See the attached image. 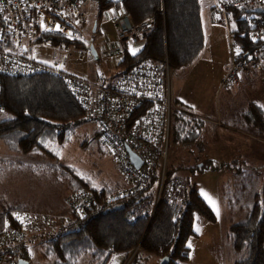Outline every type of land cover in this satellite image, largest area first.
Here are the masks:
<instances>
[{"label":"trees","instance_id":"obj_1","mask_svg":"<svg viewBox=\"0 0 264 264\" xmlns=\"http://www.w3.org/2000/svg\"><path fill=\"white\" fill-rule=\"evenodd\" d=\"M96 9L99 17L109 9L121 11L135 23L154 16L152 28L140 42V48L133 53L123 49L117 63L118 74L146 60H162L165 55L170 67L176 70L194 61L203 48L198 0H96ZM241 14L236 13L237 21H241ZM246 31L247 27L240 23L238 40L252 47ZM50 38L59 40L55 36ZM64 41L84 47L76 38ZM0 108L12 114L0 121V140L7 151L47 156L48 169L61 176L69 192L84 188L93 191L96 197L92 211L85 217L68 209L71 217L64 218L61 224L43 220L36 228L30 225L41 231L32 235L31 240L35 237L39 241V255L47 264H79L84 257L92 264H107L115 253H123L127 264H147L150 256L156 257L157 262L167 256L164 264H183L190 254L187 240L196 235L195 216L215 220L195 184L180 174L186 166L172 162L167 165L156 201V177L140 189L122 188L125 182L121 181L98 186L88 174L58 161L59 148L65 144L68 133L88 120L66 88L61 73L45 70L27 76L1 74ZM244 117L251 125L264 128V113L258 104L250 102ZM202 122L177 107L172 115L171 140L177 145H192L199 138ZM97 136L100 138L98 131ZM207 165L202 162L191 169L201 170ZM119 192L117 197L105 200ZM20 208L0 213V230L10 221L12 212ZM241 209L243 216L232 221L226 232L233 250V264H264V205L255 202L250 208ZM8 251H18V256L29 263L26 239Z\"/></svg>","mask_w":264,"mask_h":264},{"label":"rangeland","instance_id":"obj_2","mask_svg":"<svg viewBox=\"0 0 264 264\" xmlns=\"http://www.w3.org/2000/svg\"><path fill=\"white\" fill-rule=\"evenodd\" d=\"M199 4L203 16V0H199ZM88 8L89 15L86 22L78 28L79 34L76 37L84 47L71 43L69 52H52L55 47L49 42H36L31 51L37 60L54 68L83 76L91 82L107 84L118 75L117 63L123 49L127 48L133 53L140 48L141 43H128L127 47L120 43L119 11L109 9L99 17L96 0H90ZM219 30L210 34L206 32L204 46L197 58L190 64L174 70L173 75V97L176 106L195 118L202 119V128H206V123L210 124L209 119L215 117L219 109L223 122L232 124L227 116L229 111L236 107L239 109L243 104L246 106L247 99L259 103L264 110V74L254 81L251 90L246 91L241 86L228 89L220 86L219 81L229 62V46L223 27L219 26ZM89 44L93 45L96 58L91 54ZM11 117V113L0 108V121ZM170 134L171 127L167 140L166 167L170 162L186 166L180 174L195 184L215 215L214 221H207L198 214L195 216L193 230L196 235L187 240L190 254L183 264H233V250L226 235L229 225L243 216L240 205L249 208L255 202L264 205V143L252 139L251 132L243 130L237 135L249 143L253 142L255 148L241 147L238 161L221 164L214 160H204L199 146L200 134L198 140L188 147L173 143ZM59 149L58 161L88 174L95 185L111 186L119 184L120 181L126 182L116 168L113 155L97 136L96 124L91 120L76 125ZM47 161L48 157L43 155L9 152L0 140V213L8 208L21 206L27 209V212L45 216L55 224H61L64 218L71 217L70 212L61 215L51 210L60 205L59 208H67L60 198L64 197L68 190L61 176L48 169ZM202 162L208 165L201 170L191 169L195 164L201 165ZM223 165L224 168L220 169ZM240 168L253 171V177L238 179L235 175ZM256 194H259L258 198ZM210 201L214 202L215 206ZM38 222L40 223V218L36 223L33 222V227ZM33 227H29L26 237L30 253L28 264H47L39 255V241L35 237L31 240L32 235L41 232ZM124 257L123 253H115L107 264H127L128 260L124 262ZM157 260L156 257L150 256L147 264H157ZM79 264L92 263L84 257L80 259Z\"/></svg>","mask_w":264,"mask_h":264},{"label":"built area","instance_id":"obj_3","mask_svg":"<svg viewBox=\"0 0 264 264\" xmlns=\"http://www.w3.org/2000/svg\"><path fill=\"white\" fill-rule=\"evenodd\" d=\"M89 3L90 0H0V75L27 76L45 70L61 73L87 119L96 124L128 189L146 187L156 177L157 201L166 170L172 115L177 110L172 86L174 70L167 56L159 61L140 62L116 75L110 83L99 84L54 68L32 55L36 42H49L55 47L52 52H69L70 46L64 40L78 36V28L89 15ZM208 8L212 20L227 28L230 60L220 86H236L255 72L264 74V14L254 11L264 9V0H210ZM239 12V22L247 27L246 36L252 47L242 44L238 33L230 28ZM153 23L154 16L138 23L127 15L120 16L119 41L124 47L143 41ZM130 152L142 161L138 168L132 163ZM95 202L94 192L84 188L65 198L66 206L79 217L91 212ZM39 218L48 220L25 210L11 214L10 221L0 230V264H17L18 255L8 250L25 241L30 225Z\"/></svg>","mask_w":264,"mask_h":264},{"label":"crops","instance_id":"obj_4","mask_svg":"<svg viewBox=\"0 0 264 264\" xmlns=\"http://www.w3.org/2000/svg\"><path fill=\"white\" fill-rule=\"evenodd\" d=\"M203 2H204V9H205L203 16H201V7H200V17H201V25L203 29V34L206 36V32H208V34L212 32H219L220 31L219 26H222L225 31V36L228 42L226 26H224L221 23L213 21L211 18L209 8H208V4L210 0H203ZM262 13L264 14V9ZM123 15L124 14L121 11H119V17ZM240 23L241 22L237 21L236 19L234 24H232L230 27L231 30H234L235 32L238 33ZM205 36H204V41H205ZM229 60H230V55H229ZM227 67L224 69L221 79L223 78ZM262 75L263 74L261 73L255 72L250 79L248 80L246 79V80L239 82V84L236 85V87L241 86L243 89H246V91L251 90L253 87L252 88L250 87L252 86L254 81ZM221 79L219 81V84L221 82ZM225 89H228V87ZM174 100H175V97H174ZM250 102H254L260 106V104L255 102L254 100L247 99V103H245L246 106H244L243 104L241 105L239 109H237L236 107V109H232L231 111H229V114L227 116H228V119L232 121V124L223 122V119H222L223 116L219 109L218 112L215 114V117H211L209 119L210 124L206 123V128L201 127L199 146L201 147L200 152L203 154L204 160L208 162H212L214 160V161L220 162L221 164H227L231 161H238V159L240 158V155L238 153L241 147L252 148V149L255 148L253 142L249 143L246 139H241L240 136L237 135L239 132L242 133L243 130H247L251 132L250 137H252V139L264 143V128L261 129L260 127H255L245 120L244 114L246 113L247 106ZM260 108L262 109L261 106ZM262 111L264 113L263 109ZM234 122L236 123L235 125H234ZM223 168H224V165L220 167V169H223ZM253 173H254L253 171H249V170L246 171L240 168L237 172V175L235 176L238 179H243L245 177H250V176L253 177ZM231 175L233 178V174ZM262 179L264 178L262 177ZM122 186L126 188L128 186L127 182H125V185L123 184ZM70 192L68 190V192L66 193L64 197L61 196L60 201H63L65 203V198ZM60 206H56V208L55 207L51 208V210H54L56 211V213H59L61 215L63 213L69 212L67 208H59ZM244 207L247 208L248 206L240 205V208H244ZM19 210L27 211V209H24V208H20Z\"/></svg>","mask_w":264,"mask_h":264},{"label":"water","instance_id":"obj_5","mask_svg":"<svg viewBox=\"0 0 264 264\" xmlns=\"http://www.w3.org/2000/svg\"><path fill=\"white\" fill-rule=\"evenodd\" d=\"M254 11L258 12V13H262L263 9L255 8ZM89 50H90L91 54L93 55V57L96 58L97 57L96 52H95V49H94L92 44H89ZM130 158H131V161L135 165L136 168H138L141 165L142 161L134 153L130 152ZM167 260H168V257L164 256L159 261V264H164ZM17 264H28V260H26L24 258H18Z\"/></svg>","mask_w":264,"mask_h":264},{"label":"snow or ice","instance_id":"obj_6","mask_svg":"<svg viewBox=\"0 0 264 264\" xmlns=\"http://www.w3.org/2000/svg\"><path fill=\"white\" fill-rule=\"evenodd\" d=\"M210 203H213V206H215V205H214V202L210 201ZM189 247H190V245H189Z\"/></svg>","mask_w":264,"mask_h":264}]
</instances>
